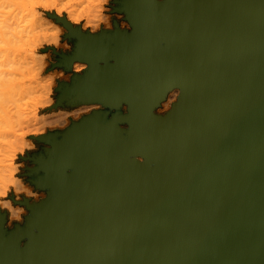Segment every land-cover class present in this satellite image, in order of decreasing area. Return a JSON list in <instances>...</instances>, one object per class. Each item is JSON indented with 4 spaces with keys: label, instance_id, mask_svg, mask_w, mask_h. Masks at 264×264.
Here are the masks:
<instances>
[{
    "label": "water",
    "instance_id": "obj_1",
    "mask_svg": "<svg viewBox=\"0 0 264 264\" xmlns=\"http://www.w3.org/2000/svg\"><path fill=\"white\" fill-rule=\"evenodd\" d=\"M118 2L132 29L70 31L60 65L89 67L57 102L130 110L41 138L48 197L0 226V264H264V0ZM174 85L182 101L154 114Z\"/></svg>",
    "mask_w": 264,
    "mask_h": 264
},
{
    "label": "clouds",
    "instance_id": "obj_2",
    "mask_svg": "<svg viewBox=\"0 0 264 264\" xmlns=\"http://www.w3.org/2000/svg\"><path fill=\"white\" fill-rule=\"evenodd\" d=\"M115 0H0V217L2 228L23 225L29 205L47 198L29 180L40 138L66 130L93 111L100 102L64 106L57 102L61 83L85 72V61L73 60L69 70L57 66L56 56L73 51L70 31L95 35L114 28L131 30L123 13L114 12ZM180 96L170 88L153 112L163 116ZM127 112L126 104H121ZM126 125H121L124 127ZM135 159L143 162V157ZM35 231V229H33ZM24 241H20L22 247Z\"/></svg>",
    "mask_w": 264,
    "mask_h": 264
},
{
    "label": "rangeland",
    "instance_id": "obj_3",
    "mask_svg": "<svg viewBox=\"0 0 264 264\" xmlns=\"http://www.w3.org/2000/svg\"><path fill=\"white\" fill-rule=\"evenodd\" d=\"M118 1H119V0H115L114 5H113V9H112V10H113L114 12L123 13V14H124V19L128 21L125 12H124V11H120V10L118 9L119 6H120V4H119ZM158 1H161V0H158ZM112 22H113L114 28H113V30H111V31H114V30H116V29H118V30H124V29H120V28L117 26V21H116L115 19H113ZM128 22H129V21H128ZM129 24H130V23H129ZM126 31H129V30H126ZM97 34H98V33H97ZM69 36H70V38L73 39V40L71 41L72 44H73V51H72L71 53H69V54H60V55L56 56V63H57V66L63 67L65 71H68L70 66H65V65H63V64L60 65V63H64V61H63L64 56H70L73 52H75V50H76V44H77V38H76L75 36L70 35V32H69ZM70 65H71V64H70ZM83 74H84V72H83L82 74H79V75H83ZM75 76H76V75L73 76L72 80H71L69 83H63V82H62L61 85H60V88L63 87V85H70V84L72 83V81H73V79H74ZM60 88L57 90V96H58V94H60ZM79 103H82V102H79ZM79 103H70V102H68V101H63L62 105H64V106H69V107H70V106H74V105L79 104ZM87 103H89V102H87ZM123 104H124V103H123ZM106 108H107V107L104 106V108H103L101 111H103V110L106 109ZM108 109H110V108H108ZM108 109H107V114L109 115L108 117H111V115L114 114V113H118V114H120V115H124V114L126 113V112H124V111L121 110L120 106H119L118 108H111V110H110L111 112L108 111ZM105 111H106V110H105ZM93 112H95V111H93ZM154 114H155V113H154ZM89 115H90V114H89ZM156 115H157V114H156ZM86 116H87V115H86ZM84 117H85V116H84ZM121 125H126V126L121 127ZM120 127L123 128V129H125V130H128L129 125H128V123H121V124H120ZM64 131H65V130H64ZM64 131H63V132H64ZM63 132H59V133H51V134H56V135H57V138H61V134H62ZM41 138H42V137H41ZM41 138H40V139H41ZM43 142L46 143L45 141H43ZM46 144H49V143H46ZM49 145H50V144H49ZM50 148H51V145H50L49 148H46V147H44L43 144H41L39 151H38L37 153L33 154V155L30 157V159L34 161V159L37 158L39 155H42V156L46 157V156H47V150L50 149ZM35 166H37V163L34 161V166H33V167H35ZM33 167H31V168L28 170V171H29L28 180H29L34 186H36V185L34 184V181L37 179V176H38V175H41V174H42V172L40 171L38 174L32 172L31 169H32ZM36 187H37V186H36ZM38 188H43V189L46 191V193H47V197H48V191H49V188H46V187H38ZM40 202H41V201H40ZM40 202H39V203H40ZM35 204H38V203H35ZM33 205H34V204H33ZM31 216H32V212H31V209L29 208V215H28L27 217H25V222H24V224H23V225H16V224L14 223L13 228L10 229V230H5V229H4L5 232H7V233L9 234V232L12 231V230H14V228H15L16 226L20 227L21 229H24V228H25V224H26V222H27V219L30 218ZM0 218L2 219V222H3V217H0ZM21 240H23L24 243H25L26 238L24 237V238H22ZM21 240H20V241H21ZM23 246H24V244H23ZM23 246H22V247H23ZM19 247H21V246H20V242H19Z\"/></svg>",
    "mask_w": 264,
    "mask_h": 264
},
{
    "label": "bare ground",
    "instance_id": "obj_4",
    "mask_svg": "<svg viewBox=\"0 0 264 264\" xmlns=\"http://www.w3.org/2000/svg\"><path fill=\"white\" fill-rule=\"evenodd\" d=\"M159 11V9L158 8H156L155 9V13L156 12H158ZM219 12H221L220 10H219ZM131 29H132V27H131ZM83 43L85 44V41H83ZM170 44H172V43H170L169 41H167V40H161V45H164V46H168V45H170ZM175 46H177V47H181V44H178V45H175ZM173 87H178L179 89H180V87L179 86H177V85H174V86H172L171 88H173ZM169 90V89H168ZM168 90H166L164 93L166 94L167 93V91ZM165 94H164V96H165ZM133 94L131 95V97L130 98H133ZM164 96H163V98H164ZM182 99H183V96L181 95V90H180V96L178 97V100H177V104H179L181 101H182ZM124 104H126L127 105V107H129V110H130V107H131V101H130V99H120ZM107 108L106 109H104L103 111H102V113H105V112H107V109L109 108L108 107V105L106 106ZM106 110V111H105ZM111 109H108V111H110ZM111 112V111H110ZM109 116V115H108ZM134 126V125H133ZM124 134H126V132L124 133ZM137 155H140V156H142L143 157V162L141 163V164H144V163H146V159H148L143 153H139V154H137ZM131 157H133V155H131ZM149 161H150V163H149V165L150 166H152V167H157L158 166V160L157 159H148ZM74 167H76V166H74ZM6 233V235L8 234L7 232H5ZM70 247V245L67 243L66 245H65V248H69ZM114 258V260L116 259H118L119 258V256H118V253L116 252L115 254H114V256L113 257H108V255H104V257L100 260L101 261V264H108V263H110L109 261L110 260H112ZM86 261H88V257H86ZM100 264V263H99Z\"/></svg>",
    "mask_w": 264,
    "mask_h": 264
}]
</instances>
